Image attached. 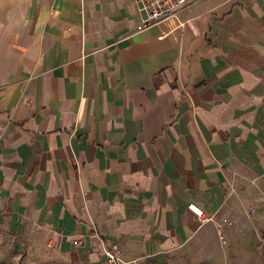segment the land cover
I'll return each mask as SVG.
<instances>
[{
  "label": "crops",
  "instance_id": "0c3cea01",
  "mask_svg": "<svg viewBox=\"0 0 264 264\" xmlns=\"http://www.w3.org/2000/svg\"><path fill=\"white\" fill-rule=\"evenodd\" d=\"M142 18L0 0V240L27 230L63 264H105L97 236L134 264H243L264 240V0Z\"/></svg>",
  "mask_w": 264,
  "mask_h": 264
},
{
  "label": "rangeland",
  "instance_id": "374dc122",
  "mask_svg": "<svg viewBox=\"0 0 264 264\" xmlns=\"http://www.w3.org/2000/svg\"><path fill=\"white\" fill-rule=\"evenodd\" d=\"M28 231L18 234V238L0 240V264H63L58 258L44 255L37 245L41 240H28ZM249 240L245 245L243 264H260L264 256V240ZM44 246V245H43ZM232 264H236L235 261Z\"/></svg>",
  "mask_w": 264,
  "mask_h": 264
},
{
  "label": "built area",
  "instance_id": "2783aa9c",
  "mask_svg": "<svg viewBox=\"0 0 264 264\" xmlns=\"http://www.w3.org/2000/svg\"><path fill=\"white\" fill-rule=\"evenodd\" d=\"M138 10L144 12V18L136 25V29L145 27L149 24L157 22L170 16L177 9L194 0H131ZM187 209L200 221H206L209 218L203 214L202 210L194 203L187 204ZM96 241L98 250L102 255L105 264H134V261H126L123 259L118 245L109 240L102 239L97 236ZM75 244V242H73Z\"/></svg>",
  "mask_w": 264,
  "mask_h": 264
}]
</instances>
